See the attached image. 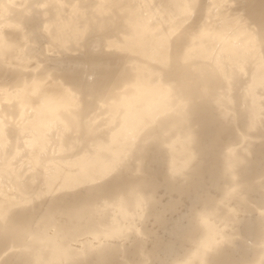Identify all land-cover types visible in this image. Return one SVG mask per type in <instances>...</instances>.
<instances>
[{
	"label": "bare ground",
	"instance_id": "bare-ground-1",
	"mask_svg": "<svg viewBox=\"0 0 264 264\" xmlns=\"http://www.w3.org/2000/svg\"><path fill=\"white\" fill-rule=\"evenodd\" d=\"M0 264H264V0H0Z\"/></svg>",
	"mask_w": 264,
	"mask_h": 264
}]
</instances>
